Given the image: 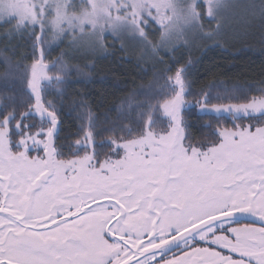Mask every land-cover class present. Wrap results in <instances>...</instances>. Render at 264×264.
<instances>
[{
	"label": "snow or ice",
	"instance_id": "snow-or-ice-1",
	"mask_svg": "<svg viewBox=\"0 0 264 264\" xmlns=\"http://www.w3.org/2000/svg\"><path fill=\"white\" fill-rule=\"evenodd\" d=\"M228 7L0 0V264H264V86L194 92L191 53L177 58L190 37L264 45V0L231 34ZM66 40L120 64L148 57L153 83L103 121L81 97L66 127L63 86L80 69L51 58Z\"/></svg>",
	"mask_w": 264,
	"mask_h": 264
},
{
	"label": "trees",
	"instance_id": "trees-1",
	"mask_svg": "<svg viewBox=\"0 0 264 264\" xmlns=\"http://www.w3.org/2000/svg\"><path fill=\"white\" fill-rule=\"evenodd\" d=\"M247 2L248 0L238 9L241 21L245 18L252 19L250 5L258 4L259 0ZM235 28L237 27H226L225 30L231 34ZM191 40L193 43L188 48H182L177 53V58L187 60L191 53L193 65L190 78L194 92H199L202 87L210 84L217 88L235 86L245 92L264 86V45L259 42L258 37L250 38L241 34L237 39H229L227 44L220 41L221 47L194 37ZM62 52L67 53L66 58L80 69L63 86L66 127L74 123L75 113H71L70 109L74 104L80 103L81 97H87L95 114L103 121L105 117L117 115L121 101L129 91H146L153 83V62L146 57L140 67H137L139 53L131 57V63L120 64L119 57L114 59L110 52L91 54L79 49L77 53L72 48L60 45L51 51V58L55 59ZM125 59L129 57L125 56ZM3 71V65H0V76ZM3 94V81L0 79V96ZM198 114V110H195L191 117L195 119ZM204 119L207 120L208 117Z\"/></svg>",
	"mask_w": 264,
	"mask_h": 264
},
{
	"label": "rangeland",
	"instance_id": "rangeland-1",
	"mask_svg": "<svg viewBox=\"0 0 264 264\" xmlns=\"http://www.w3.org/2000/svg\"><path fill=\"white\" fill-rule=\"evenodd\" d=\"M245 1L246 0H227V3L229 5V7L226 8L225 11H224V18H225V22H226V27L227 28L228 27H237L238 26V23L241 21L239 15H238V12H239L238 9L245 3ZM248 2H249V0H248ZM192 38L193 37H190V39H192ZM70 43H71V41L66 40V41H64V43L62 45L66 46L67 48H72L77 53H79V48L69 47ZM56 47L57 46L54 44L52 46V49L54 50ZM198 112H199V110H198Z\"/></svg>",
	"mask_w": 264,
	"mask_h": 264
}]
</instances>
